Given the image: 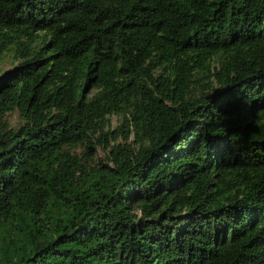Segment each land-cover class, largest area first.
I'll list each match as a JSON object with an SVG mask.
<instances>
[{
	"label": "trees",
	"instance_id": "16d2710c",
	"mask_svg": "<svg viewBox=\"0 0 264 264\" xmlns=\"http://www.w3.org/2000/svg\"><path fill=\"white\" fill-rule=\"evenodd\" d=\"M7 59L0 264H264V0H0Z\"/></svg>",
	"mask_w": 264,
	"mask_h": 264
},
{
	"label": "rangeland",
	"instance_id": "374dc122",
	"mask_svg": "<svg viewBox=\"0 0 264 264\" xmlns=\"http://www.w3.org/2000/svg\"><path fill=\"white\" fill-rule=\"evenodd\" d=\"M11 62L12 61H10V59H7V60H5L4 62H3V64H1V68L2 69H6V68H9L10 66H11ZM11 120H12V122L13 123H16L17 122V116H13L12 118H11ZM121 125V121H120V119L118 118V117H113L112 119H111V124H110V126H109V130L110 131H117V129H118V127ZM107 131V130H106ZM131 141V140H130ZM119 143H124V137H122L120 140H119ZM130 142H127V144H129ZM127 144H125V145H127ZM82 150H80L79 151V153L81 152ZM97 157L98 158H100V159H104L105 157H106V153H105V151H103L102 150V148L101 149H97Z\"/></svg>",
	"mask_w": 264,
	"mask_h": 264
}]
</instances>
